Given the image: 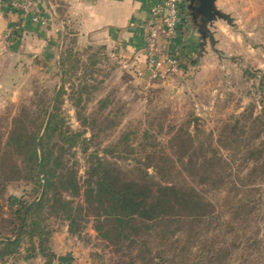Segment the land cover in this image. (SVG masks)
<instances>
[{"label": "rangeland", "instance_id": "374dc122", "mask_svg": "<svg viewBox=\"0 0 264 264\" xmlns=\"http://www.w3.org/2000/svg\"><path fill=\"white\" fill-rule=\"evenodd\" d=\"M11 1L0 0V264H18L33 254L46 264H61L52 244L65 240L77 254L71 255V264H116L125 252L137 254L136 246L130 250L125 241L120 246L97 233L82 192L74 195L59 184L57 197L62 200H53L55 191L46 190L40 180L27 153L30 147L9 142L25 130L42 137L50 118L55 131L43 140L44 151H52L46 170L60 173L65 166L73 168L83 185L92 154L114 164L122 177L137 176L145 166L155 174L154 165L161 164L158 156L167 154L182 174L158 175V180L198 186V177L186 172L179 160L183 152L196 149L199 167L205 156L217 152L242 177L254 166V159H245L242 153L234 156L226 137L242 133L247 124L244 138L260 132L258 140H264V124L259 122L254 133L250 128L251 120L263 117L264 108V0H215L220 14L207 23L204 16H193L190 0H178L181 20L170 48L183 67L166 81L153 83L148 72L139 76L130 62L123 61L130 57L72 36L66 38L60 58L53 53H60V44L47 47L43 42L38 51H31L25 24L32 17L13 9ZM47 17L46 25L52 22V12ZM44 48L52 53L39 52ZM73 132L80 134L74 145L66 138ZM180 132L192 135L194 147L171 141ZM241 148L246 151V142ZM152 153L158 156L153 159ZM256 176L248 181L259 188L251 195L258 202L249 233L256 231L264 240V170ZM204 188L207 198L221 206L227 192ZM34 221L42 237L30 236ZM15 237L17 250L6 253L13 246L5 244ZM149 239L156 250L159 239L153 235ZM250 252L242 260L243 249H237L232 264H264L263 246Z\"/></svg>", "mask_w": 264, "mask_h": 264}, {"label": "trees", "instance_id": "16d2710c", "mask_svg": "<svg viewBox=\"0 0 264 264\" xmlns=\"http://www.w3.org/2000/svg\"><path fill=\"white\" fill-rule=\"evenodd\" d=\"M262 113L264 117V108ZM263 117L250 121L253 133L259 122L264 124V120L263 122L260 120ZM52 123L53 118H50L42 137L39 132L25 130L15 137L12 136L9 142L16 140L18 145L30 147L27 153L32 161H35V167H38L40 180L44 181L46 190L55 191L53 200L56 202L62 200L57 197L60 195H57L59 184L63 190L71 191L74 195H80L82 192L90 213L94 215L97 233L104 239H115L116 244L120 246L122 241H125L130 250L133 246L138 248L136 255L133 252L123 253L116 264H232L237 249H243V255L239 259L247 260L252 249L264 247V240L258 238V232L249 233L253 222L251 215L258 202L251 195L259 188L254 187L251 184L253 182H248L250 179L253 181L257 177L256 174L259 175L264 170V140H258L261 137L260 132L250 138H244L243 133L245 134L247 124L243 125L242 133L226 137V146L228 143L233 149L234 156L242 153L245 159L255 161L254 166L244 177L240 172H233L231 161L217 152L210 157L205 156L200 167L196 149L181 153L179 160L184 165V170L192 177H198L201 185L198 186L188 181L158 180V175L165 177L176 173L182 174V171L177 169L176 160L170 155L158 156L156 153L150 154L153 159L158 156L161 163L154 165L155 174L150 173L147 170L148 166H145L138 169L137 176L130 177L132 174L127 173L126 177H122L114 164L93 154L90 155L91 164L86 171L84 185L79 181L73 168L65 166L60 173H51V170H46L48 166L46 159L52 155V151L50 149L48 153L44 151L43 140L45 136L51 137L55 131ZM42 126L39 127V131ZM79 136L80 134L73 132L66 138L74 145ZM171 141L182 146L188 145V149L194 147L193 137L188 132L177 133ZM243 141L246 142L247 148L242 152ZM44 172H47V178ZM53 177H57L58 181L57 178L53 180ZM207 185L227 192L221 206L207 198L205 194L207 190L204 188ZM226 215L229 216L225 218ZM74 222L72 218L71 232L76 230L72 227ZM33 223L30 236L42 237L38 222ZM152 235L159 239L156 250L150 245L149 237ZM17 243V237L8 239L5 245L13 248L6 249V253H15ZM45 252L42 247L41 253ZM50 258L52 259L51 254Z\"/></svg>", "mask_w": 264, "mask_h": 264}, {"label": "crops", "instance_id": "0c3cea01", "mask_svg": "<svg viewBox=\"0 0 264 264\" xmlns=\"http://www.w3.org/2000/svg\"><path fill=\"white\" fill-rule=\"evenodd\" d=\"M45 15L52 12L51 24H37L32 19L26 20L25 34L31 51H38L44 42L60 44L61 57L66 38L80 42L97 43L113 49V53L130 62L132 68H141L145 62L147 18L160 0H41ZM54 48V47H53ZM52 48V49H53ZM49 56L51 49H41ZM181 63V68H182ZM65 240L62 245L54 242L53 250L56 261L61 264L74 262L71 255H77L75 248ZM43 257L34 255L23 259L18 264H46Z\"/></svg>", "mask_w": 264, "mask_h": 264}, {"label": "built area", "instance_id": "2783aa9c", "mask_svg": "<svg viewBox=\"0 0 264 264\" xmlns=\"http://www.w3.org/2000/svg\"><path fill=\"white\" fill-rule=\"evenodd\" d=\"M11 5L13 9L30 15L42 24L48 23L49 18L44 13L45 7L41 0H12ZM180 20L178 0H162L147 18L144 68H137L135 72L139 76L148 72L150 83L166 81L182 69L177 54L170 48Z\"/></svg>", "mask_w": 264, "mask_h": 264}, {"label": "water", "instance_id": "95a60500", "mask_svg": "<svg viewBox=\"0 0 264 264\" xmlns=\"http://www.w3.org/2000/svg\"><path fill=\"white\" fill-rule=\"evenodd\" d=\"M195 2H198L201 5V11L208 15V21L214 19L220 14L219 11L214 8L215 0H190V7Z\"/></svg>", "mask_w": 264, "mask_h": 264}, {"label": "flooded vegetation", "instance_id": "af4514ba", "mask_svg": "<svg viewBox=\"0 0 264 264\" xmlns=\"http://www.w3.org/2000/svg\"><path fill=\"white\" fill-rule=\"evenodd\" d=\"M190 8L192 9L193 16L197 17L198 15H202V16H204L202 18L203 22L204 23L208 22V15L204 14L201 11V5L198 2H195Z\"/></svg>", "mask_w": 264, "mask_h": 264}]
</instances>
